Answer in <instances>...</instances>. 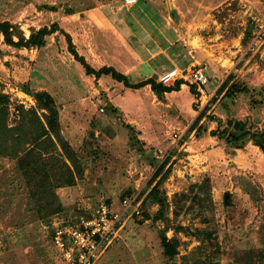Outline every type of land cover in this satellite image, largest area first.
<instances>
[{
    "label": "rangeland",
    "instance_id": "obj_1",
    "mask_svg": "<svg viewBox=\"0 0 264 264\" xmlns=\"http://www.w3.org/2000/svg\"><path fill=\"white\" fill-rule=\"evenodd\" d=\"M170 2L0 0V20L26 37L53 28L40 47L9 44L0 32L8 122L31 130L37 111L46 123L37 92L49 93L58 135L37 146V178L63 177L64 162L72 164L66 146L82 171L70 185L47 178L41 208L18 156L0 153V264H61L54 220H75L101 197L115 209L131 193L143 202L163 175L161 202L142 203L95 264H264V150L250 133L229 135L231 120L264 129V0ZM69 37L93 68L111 65L133 83L201 66L214 94L184 88L160 98L151 84L89 72ZM234 80L247 91L219 92Z\"/></svg>",
    "mask_w": 264,
    "mask_h": 264
},
{
    "label": "trees",
    "instance_id": "obj_2",
    "mask_svg": "<svg viewBox=\"0 0 264 264\" xmlns=\"http://www.w3.org/2000/svg\"><path fill=\"white\" fill-rule=\"evenodd\" d=\"M52 31L53 28L44 26L36 31H33L29 37H26L21 30H15L13 24L9 20H0V32L3 33L6 41L9 44L17 46H44L47 43L46 36ZM15 36H18L17 40L14 38ZM68 39L71 51L83 61L89 72H95L99 75L102 73H110L116 79L123 81L127 86L138 87L145 84H151L153 90L160 98L165 97L166 91L179 89L181 83L184 82V79H178L174 85H166L160 81H157L156 76H151L139 82L133 83L131 82V76L129 74H125L115 69L111 65H104L99 69H95L78 54L77 50L72 44L71 38L69 37ZM191 88L196 89L195 84H191ZM247 89L248 86L244 82L234 80L226 88L225 85H222L218 90L219 92L225 91V93L235 96L239 92L241 93L243 91H247ZM37 95L39 97V100H41V106L49 109V112L48 114H46L45 123L39 116L38 112L34 111V113H32V118L36 124L32 122L30 127L31 130H29L28 126H24L23 124H21V120L15 126H11L9 124L7 106L8 96L0 89V153L4 155L18 156L20 166L28 181L31 183L33 196L37 200V203L40 204V200L47 193V184L45 185V183L47 181L48 175L46 176L47 178H37L38 174L36 173L38 170V166L42 168L44 165L42 163L44 161V157H41L42 153L38 150L37 146L42 142H46L48 136L52 137L51 132H55V134L58 135L59 123L57 110L53 107L52 96L47 92H37ZM212 99L216 100L215 96ZM230 123L233 125V128L230 131L231 133L229 132L231 138L237 141L239 138L244 137L250 133V139L254 140L255 143L260 145L264 150V129L257 132H250L249 129H246L244 125L241 124L240 120H231ZM27 143L32 144V146H28ZM65 148L68 153V158L72 163L71 165L77 167V170L74 171L72 166L69 165L67 161H65L64 166L66 165V172L63 174V177L61 176L62 178H57L56 176L55 179L48 178L49 181H52V186L65 185L63 183H67L68 185L73 184L76 180V177L82 173L76 154L72 152L70 147L67 148L66 146ZM21 151H24L22 155ZM29 161H33V164L35 163L36 167L29 163ZM165 177L166 176L163 175L151 188L147 196L144 198L142 202L143 204H147L150 202H161L162 191L160 190V185L162 184ZM54 195L56 194L54 193ZM40 206L42 208L41 204ZM164 245L169 252L173 251L176 248V245L175 247H171V244L167 239L164 240Z\"/></svg>",
    "mask_w": 264,
    "mask_h": 264
},
{
    "label": "built area",
    "instance_id": "obj_3",
    "mask_svg": "<svg viewBox=\"0 0 264 264\" xmlns=\"http://www.w3.org/2000/svg\"><path fill=\"white\" fill-rule=\"evenodd\" d=\"M137 0H126L134 3ZM201 87L209 82V76L201 66L181 69L175 67L159 77L170 85L176 79ZM26 99L34 103L30 94ZM142 200L137 193L123 198L120 209H115L104 197L89 212H82L75 220L57 219L53 222L51 240L58 251L61 264H95L121 236L128 217L141 212Z\"/></svg>",
    "mask_w": 264,
    "mask_h": 264
},
{
    "label": "crops",
    "instance_id": "obj_4",
    "mask_svg": "<svg viewBox=\"0 0 264 264\" xmlns=\"http://www.w3.org/2000/svg\"><path fill=\"white\" fill-rule=\"evenodd\" d=\"M168 38V37H167ZM166 42H168V40H166ZM173 43V42H172ZM171 52H169V54H170ZM171 55V54H170ZM169 55V56H170ZM171 58V57H170ZM169 61V60H168ZM171 61V60H170ZM170 61H169V63H170ZM174 63H172V64H174V65H176V66H179V64H177L175 61H173ZM194 64V63H193ZM190 66V65H189ZM179 68H180V66H179ZM179 79V78H178ZM178 79H176L172 84H170V85H174L175 83H176V81L178 80ZM209 81H210V78H209ZM207 84V83H206ZM205 84V85H206ZM205 85H203V86H201V87H198L196 84H195V88L197 89V90H199V91H201V96L203 97V96H208V98L210 99V97H211V95H213L214 93L213 92H208V91H211V90H209V89H206L205 88ZM217 85H219V84H217ZM184 88H187V89H191V84H189V83H187V82H182L181 83V86H180V88L179 89H173V90H171L170 92L172 93V92H179V91H181L182 89H184ZM218 88V86L216 87V88H213L212 90L213 91H215L216 89ZM167 92V91H166Z\"/></svg>",
    "mask_w": 264,
    "mask_h": 264
},
{
    "label": "water",
    "instance_id": "obj_5",
    "mask_svg": "<svg viewBox=\"0 0 264 264\" xmlns=\"http://www.w3.org/2000/svg\"><path fill=\"white\" fill-rule=\"evenodd\" d=\"M168 4H169V7L172 8V4L170 2V0H168ZM229 196V193H226V198Z\"/></svg>",
    "mask_w": 264,
    "mask_h": 264
}]
</instances>
